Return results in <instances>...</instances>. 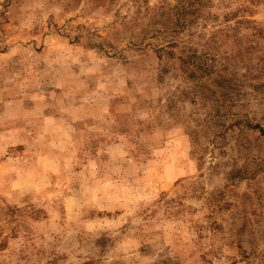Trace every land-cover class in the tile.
<instances>
[{
  "label": "rangeland",
  "instance_id": "rangeland-1",
  "mask_svg": "<svg viewBox=\"0 0 264 264\" xmlns=\"http://www.w3.org/2000/svg\"><path fill=\"white\" fill-rule=\"evenodd\" d=\"M190 3L0 0V264H264V0Z\"/></svg>",
  "mask_w": 264,
  "mask_h": 264
},
{
  "label": "trees",
  "instance_id": "trees-1",
  "mask_svg": "<svg viewBox=\"0 0 264 264\" xmlns=\"http://www.w3.org/2000/svg\"><path fill=\"white\" fill-rule=\"evenodd\" d=\"M190 5H189V7H190V9H192L193 11H195L196 9H198L199 8V5L201 4V0H190ZM192 11V12H193ZM203 68H204V66L205 65H203V64H200ZM206 71H209L208 70V67L206 66L205 68H204ZM261 131L262 132H264V129H261Z\"/></svg>",
  "mask_w": 264,
  "mask_h": 264
}]
</instances>
